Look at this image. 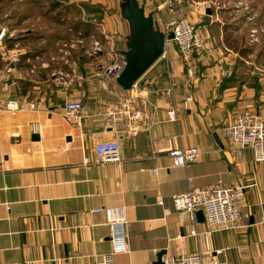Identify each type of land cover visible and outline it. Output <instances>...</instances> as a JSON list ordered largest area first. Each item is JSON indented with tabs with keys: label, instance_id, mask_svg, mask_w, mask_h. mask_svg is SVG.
<instances>
[{
	"label": "crops",
	"instance_id": "0c3cea01",
	"mask_svg": "<svg viewBox=\"0 0 264 264\" xmlns=\"http://www.w3.org/2000/svg\"><path fill=\"white\" fill-rule=\"evenodd\" d=\"M138 1L154 20L156 6H164ZM101 4L113 9L95 20L100 38L72 27L61 46L59 36L26 29L23 38L0 45V65L15 50L21 54L1 85V107L7 100L38 105L34 111L0 109V264H156L162 251L163 257L177 256L181 248L188 254L206 251L204 238L190 235L205 231V219L183 220L172 199L218 181L245 188L242 220L236 230L211 235L206 263L264 264V163L250 149L234 155L224 134L246 110L264 117V78L252 85L236 72L216 83L232 57L213 51L196 57V76L189 78L173 49L131 91L114 81L105 88L100 66L127 50L130 27L121 7ZM96 42L103 49L99 56H93ZM126 96L135 97L134 110L142 113L136 136L127 118L110 121ZM190 96L194 103L185 109ZM69 102L83 107L76 123L64 116ZM173 108L177 121L168 115ZM115 140L121 162L99 164L96 146ZM178 147H199L202 155L189 168H178L169 155ZM116 207L126 208L125 255H112L106 216L95 212Z\"/></svg>",
	"mask_w": 264,
	"mask_h": 264
},
{
	"label": "built area",
	"instance_id": "2783aa9c",
	"mask_svg": "<svg viewBox=\"0 0 264 264\" xmlns=\"http://www.w3.org/2000/svg\"><path fill=\"white\" fill-rule=\"evenodd\" d=\"M146 1L156 6V0ZM180 1L163 0L164 6H156L159 12L157 17L162 16L160 13L165 7L171 13L174 12L171 5ZM208 9L206 7V12ZM6 32V29H2L0 32V45L3 44ZM161 32L166 35L165 51L162 58L168 61L170 53L173 49H176L184 62L189 78H195L196 57L208 52L212 42L205 40L197 26L184 17H172L169 20H163ZM171 35H173V38H170ZM102 53L103 49L100 43L96 42L93 46V56H99ZM20 55V51L15 50L11 58L7 57L4 60L5 63L0 65V92L2 83L13 73L16 62L20 60ZM125 66L126 57L124 53H113L112 62L106 67L100 66L102 85L107 88L111 82H116L124 71ZM233 74L232 67L223 68L215 75V82L220 84L224 79L232 77ZM194 100L193 96L188 97L184 102V108L189 109ZM134 103V96L122 97L120 107L110 114V121L116 125L127 118L130 132L133 136H136L139 132V127L136 123L142 120V113L134 110ZM3 107L0 105V109L3 108L5 111L24 112L34 111L38 108V105L35 102L19 103L14 100H7ZM82 109L83 107L79 102L66 103L64 107L66 120L69 123H76L80 118ZM168 115L171 121H177L176 108L169 110ZM224 134L232 143V153L234 155L240 154L244 149H250L254 160L257 163H264V117L260 112L246 110L234 123L224 128ZM120 148V143L117 140L99 143L96 146L98 163H120ZM169 155L173 159L175 167L187 169L202 155V150L199 147H178L172 149ZM189 184H192L191 179H189ZM244 197V187L229 185L223 181H218L203 189H190L187 193L175 195L172 199L174 209L183 220L191 219L197 223V214L201 211L204 213L205 231L199 233L196 229H193L190 235L192 237L202 236L206 244V251L200 250L196 254H188L181 248V252L177 256L166 255L163 257V264H207L206 255L210 253L208 242L211 235L240 228ZM158 204L163 206V200L160 199ZM95 212H103L106 216L107 223L111 229L112 255L127 254L129 252V244L126 208H102ZM179 238L182 239L183 237L180 236ZM104 264L108 263L105 262ZM213 264H217V262H213Z\"/></svg>",
	"mask_w": 264,
	"mask_h": 264
},
{
	"label": "rangeland",
	"instance_id": "374dc122",
	"mask_svg": "<svg viewBox=\"0 0 264 264\" xmlns=\"http://www.w3.org/2000/svg\"><path fill=\"white\" fill-rule=\"evenodd\" d=\"M60 1L64 5L67 3L80 5L81 10L78 12L80 17L85 21H92L90 30L95 32L97 38H100L102 34L101 31L99 34L96 30L98 21L95 22V20H101L107 12L110 13L109 11L113 9L112 7L108 11L107 7L102 8L101 3L112 4L115 11H118L120 2H122V0ZM158 2L163 3V0H158ZM49 3L44 0L36 2L34 0H0V32L2 29L7 31L2 45L7 47L11 41L23 38L26 35V29L39 31V34L36 33L37 36L45 35V33L59 36L64 41L61 46L65 44V41H69L71 32L68 29L75 26L71 21L73 18H59L64 27L54 28L53 24L48 22V18H52L54 14L49 15L48 18L43 15ZM31 4L40 6L41 14L38 12L37 15L32 12L34 16L20 19L22 14L28 11L26 6ZM171 6L174 12L169 13L168 9H164L165 15L156 17L157 30H161L163 20H169L172 17L187 18L197 26L205 40L212 42L208 52L222 53L221 57L223 55L232 57V62L229 64L224 62L223 68L232 67L234 74L237 72L244 83L252 85L264 78V0H181ZM206 7L211 10V15L207 14ZM99 12L102 16H98ZM56 44L54 43L53 47Z\"/></svg>",
	"mask_w": 264,
	"mask_h": 264
},
{
	"label": "water",
	"instance_id": "95a60500",
	"mask_svg": "<svg viewBox=\"0 0 264 264\" xmlns=\"http://www.w3.org/2000/svg\"><path fill=\"white\" fill-rule=\"evenodd\" d=\"M120 7L123 19L129 24L130 35L124 52L126 66L116 82L122 90L131 91L164 55L166 35L156 29L153 13L147 14L138 0H122ZM207 14H212L210 9ZM33 140H39V136L35 135ZM197 216L200 221L205 219L202 211ZM165 254V251L159 253L156 264H163Z\"/></svg>",
	"mask_w": 264,
	"mask_h": 264
},
{
	"label": "trees",
	"instance_id": "16d2710c",
	"mask_svg": "<svg viewBox=\"0 0 264 264\" xmlns=\"http://www.w3.org/2000/svg\"><path fill=\"white\" fill-rule=\"evenodd\" d=\"M34 1L36 2L37 0H34ZM44 1H46L48 3L50 2V3L48 5H46L47 9H45L46 12L43 13V15L48 18L49 15L51 16L54 14L52 18H48V22L51 25L53 24L54 28H63L64 27V24L60 23V19L62 17H72L73 19H71V21H73L74 22L73 24L75 25L73 27H81L84 29V31L85 30L90 31V29L92 28L91 21L90 22L82 21V18L80 17V15L78 13L81 10L80 5L76 6L73 3H67V5H64L62 3V1H60V0H53L54 2L51 0H44ZM26 8L28 11H25L22 14V17L20 19H26L27 17H30L31 15H33L32 12H34L37 15H38V12L41 14V12H40L41 8L37 4L27 5ZM74 16H77V17H74ZM36 33L39 34V31L36 30L35 34ZM45 35H46V33H45ZM52 36H55V35H52Z\"/></svg>",
	"mask_w": 264,
	"mask_h": 264
}]
</instances>
